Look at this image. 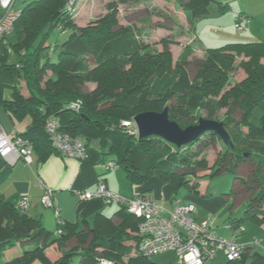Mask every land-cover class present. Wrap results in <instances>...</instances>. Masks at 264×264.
<instances>
[{
	"label": "trees",
	"instance_id": "trees-1",
	"mask_svg": "<svg viewBox=\"0 0 264 264\" xmlns=\"http://www.w3.org/2000/svg\"><path fill=\"white\" fill-rule=\"evenodd\" d=\"M139 0H115L106 4L107 13L94 25L76 27L72 14L66 10L68 0H27L20 10L12 32L0 45V110L12 122L27 120L23 133L15 136L27 140L39 162L59 153L51 145L45 124L54 119L59 130L79 137L86 150L97 140L100 153L110 156L122 169L133 186L142 185L151 177L170 184L178 183L194 192L197 187L186 178L192 177L203 160L192 146L208 136L207 132L194 142L177 148L158 137L138 139L129 135L123 121L135 115L168 109V116L180 127L197 123L204 112L205 119L221 122L229 134L232 146L222 142L223 157L229 156L235 170L245 161L254 163V172L261 180L264 165V42L228 43L218 48H206L201 59L193 60L196 73L191 79L187 58L190 46L183 48L175 62L167 44L161 52L150 50L139 31L124 30L117 25V6ZM189 23L204 17L215 0H176ZM221 11L225 6L219 4ZM52 32L65 35L63 42L47 43ZM56 54L51 61L50 54ZM13 57L14 61L9 59ZM241 69L244 78L229 86L230 74ZM93 83L91 92L85 84ZM79 103L78 109L70 104ZM226 109L222 118L219 110ZM238 113V119L232 114ZM242 128L248 130L244 134ZM248 153V157H245ZM0 157V168L4 165ZM229 167V170L231 168ZM221 171L213 169L210 176ZM189 174V175H188ZM264 203L260 190L249 200ZM246 216L264 225V210ZM242 220L245 217L241 218ZM117 221V223H114ZM139 219L120 209L112 218L96 214L89 233L76 232L65 224L64 234L54 237L38 219L29 217L0 197V264H70L77 249L82 264H96L100 258L126 264H155L138 253ZM76 237L77 246L63 251L50 260L46 252L52 245ZM133 239L135 246L126 243ZM16 244L24 249L17 255L1 260L2 254ZM134 249V250H133ZM244 253L242 254L243 257ZM228 264H243L242 258ZM251 264H264V255Z\"/></svg>",
	"mask_w": 264,
	"mask_h": 264
},
{
	"label": "crops",
	"instance_id": "crops-1",
	"mask_svg": "<svg viewBox=\"0 0 264 264\" xmlns=\"http://www.w3.org/2000/svg\"><path fill=\"white\" fill-rule=\"evenodd\" d=\"M166 3L169 10L174 11L176 15L185 19V24L180 26V31L183 33L182 39H187L188 41L190 37V42L186 43L183 48L190 46L194 55L195 53L197 54L196 49H199L201 54L197 59H201L204 49L220 44H228V42H264V0H215L217 13L214 14L216 16H214L213 26L209 25V22H202L201 17L195 19L194 24L191 25L178 1L168 0ZM219 4L225 6L223 11H221ZM227 13L228 15L225 16ZM238 14H245L251 18V22L244 27L243 31H237L234 28L235 18ZM211 27H217L218 30L216 33L213 32V40L205 41L201 34L206 36L205 31L211 29ZM139 32L143 35V39L147 38V32H144L143 29L139 30ZM206 39H208V36ZM204 44H207L208 47H205ZM173 47L170 49L172 52L173 50L175 51ZM180 53H177V57ZM243 78L244 73L241 79ZM0 125L4 132L10 136L13 132L23 133L27 126V120L26 122L22 121L20 124L12 122L11 118L1 110ZM109 162L114 164L110 156H103L100 153L98 143H90L85 156L80 160L65 158L60 153H54L44 162H39L34 155L31 165L24 164L22 160H17L13 164L4 162L5 164L0 168V197L4 201L13 204L16 208L20 199L28 198V208L24 212L29 217L38 219L42 226L52 233L54 237H58L55 234L57 229L56 217L52 209L45 208L40 203L43 190L45 188L52 190V199L64 222L63 227L65 224H70L76 227V232L87 234L92 227V221L96 214L100 213L107 218H112L120 209V205L105 203L100 198L83 200L77 196L79 192L93 191L100 181L106 185L110 192L123 199L145 195L165 210H168L169 206H173L174 202H178L179 205L194 204L196 208V212L193 215L194 220L197 222L206 221L211 230L218 237L224 239H233L237 243L248 245L249 242L256 240L255 237L253 240L251 239L250 233L253 229H255L256 235H264L263 224L258 225L254 220L250 219L251 224L258 228H251L250 226L246 228L241 223L244 221L241 218L248 216H246L247 205L254 196L253 194L248 199L247 187L242 185L238 179L239 177H244L240 173L243 163L238 164L236 167V178H234V182L237 184L236 195H233L232 190L229 194L223 192L218 195L216 191L209 192L208 185H203L202 180L191 176L186 179H189L190 185H196L197 189L194 192H190L188 187L181 185L180 181L182 179L178 180L179 182L176 184H170L157 177H151L144 184L133 186L125 177L124 172L116 165V168L106 167ZM257 189H259V186ZM231 196H236L238 201L232 203L230 201ZM234 204H243V208L239 210L238 214L235 212L237 208L234 207ZM220 219H223V221ZM114 223H117V221ZM227 226L230 227L228 228ZM135 233H133V236H136ZM248 233L249 235L243 236ZM136 238L138 239V236ZM261 241L260 247H262V244L264 246V239ZM126 244L135 246L133 239ZM76 246V237H71L61 244V248H58L55 244L52 245L47 250L46 255L50 260H55L63 251H68ZM24 247L16 244L14 248L18 249V252L8 253L5 260L19 254ZM263 249H259L257 245L247 248L242 257V263L251 264L252 261L259 260V257L264 255ZM79 253L80 251L77 249L76 254L71 258L70 264H82V256ZM222 256L225 259L223 253ZM217 257L208 262V264H228L227 260L222 262ZM33 264L39 263L34 262Z\"/></svg>",
	"mask_w": 264,
	"mask_h": 264
},
{
	"label": "built area",
	"instance_id": "built-area-1",
	"mask_svg": "<svg viewBox=\"0 0 264 264\" xmlns=\"http://www.w3.org/2000/svg\"><path fill=\"white\" fill-rule=\"evenodd\" d=\"M17 0H0V45L2 39L8 36L14 27L15 21L20 15V9L15 8ZM75 0H68L66 10L70 11ZM251 22V18L245 14H238L235 18L234 28L243 31ZM73 109L79 108L78 102L70 104ZM129 135L137 136L138 130L133 121H123ZM51 145L65 158L82 159L86 154V148L82 140L77 136L59 130L57 120H48L45 124ZM0 157L4 162L13 164L22 160L26 165L33 162L31 144L13 132L7 135L0 125ZM106 167L116 168L115 164L107 163ZM77 196L83 200L100 198L105 203H115L125 208L126 212L139 219L138 229V253L144 256H152L165 251H173L176 255L175 264H208L214 260L219 252H222L228 261L241 259L242 254L249 247L260 244L254 240L247 244L235 242L233 239L218 237L206 221L197 222L193 215L196 212L194 204L179 205L173 203V210L166 211L157 205L150 197L139 195L131 199H123L110 192L106 185L100 181L93 191L79 192ZM43 207L52 209L56 217L57 229L55 234H63V220L59 210L52 199V190L45 188L40 198ZM28 198L24 197L17 203V209L25 211L28 208ZM228 228L230 226H227ZM96 264H126L109 259L100 258Z\"/></svg>",
	"mask_w": 264,
	"mask_h": 264
},
{
	"label": "rangeland",
	"instance_id": "rangeland-1",
	"mask_svg": "<svg viewBox=\"0 0 264 264\" xmlns=\"http://www.w3.org/2000/svg\"><path fill=\"white\" fill-rule=\"evenodd\" d=\"M111 1H115V0H75L74 6L69 11V13L72 14L74 25L76 27H86L88 25H94L99 18H101L108 12L106 8V4ZM167 1L168 0H139L137 2L120 4L117 6L118 13L116 19H117L118 27L124 28V30L130 29L133 31H139L143 29L144 32H147L148 33L147 38L143 39V41L145 42V44L148 45V48L150 50H155V51L157 50L158 52H161L163 48V44H167L168 45L167 47L170 51V49L174 46L173 49L175 48V51L173 50V52L172 51L170 52H171L172 60L174 59L173 62H175L177 53L183 51V46L186 43L190 42L189 41L190 37L188 38V41L187 39L186 40L182 39L183 33L180 31V26L182 24H185V19L182 18L181 16L176 15L174 11L169 10L167 8L168 7V4L166 3ZM26 3L27 0L26 1L17 0L15 2V8L21 10L26 5ZM216 8H217L216 3L214 2L211 3L209 6V13H207L206 16L201 17V21L209 22V25L213 26L214 16H216L214 14L217 13ZM228 13L225 16H227ZM217 30H218L217 27L215 28L211 27V29H207L205 31L206 36L201 34V37H204L205 41L213 40L212 34L213 32L216 33ZM207 36L208 39H206ZM64 39H65V35H60L57 32L56 33L52 32L47 43L50 44H53L55 42L60 43L63 42ZM221 45L224 46L225 44L213 46L212 48L214 47L216 48ZM204 46L208 47L207 44H204ZM50 50L51 52L53 51V49ZM196 50H197V54L196 53L195 55L191 54L187 58L188 65L186 68L189 72V76L191 79L194 77L196 73V67L193 64V60L199 58L198 56H200L201 54L199 49ZM50 59L51 61H55L56 54L54 52L50 54ZM9 61L13 62L14 58L11 57ZM242 76H243L242 70L236 69L235 72L230 74L228 85L226 86V88L234 85L236 82L241 81ZM94 88L95 85L93 83H87L85 84L83 90L88 93L91 92ZM225 110L226 109L219 110L216 115V118L221 119L222 114L226 112ZM204 116L205 114L203 112L200 115V118H205ZM238 116H240V114L238 113L232 114V117L234 119H238ZM18 123L20 124L22 122H18ZM242 131L244 134L248 133V130L246 128H242ZM90 143L92 144L98 142L97 140H93ZM191 151L192 153L195 151L198 152V156L196 157V160H203L205 162L204 167L198 166L194 169L192 177L198 180H202L203 185L207 184L209 192L216 191V194L220 195L223 192L229 194V192H231L232 190L233 195H236L237 184L234 182V178H236V170L234 166H231L229 162L230 161L229 156L223 157L222 142H220L218 139L211 142L208 140V136H204L203 139H201L196 144H194V146H192ZM245 155H246L245 157H248V153H245ZM230 166L231 168L229 170ZM219 167L221 169L219 173H216L213 176L209 175L213 169L216 168L219 169ZM243 167H241L240 173L243 174L244 177L242 178L239 177L238 179L240 180L242 185H246L248 199L251 196H253V194L254 196L258 194L260 190L264 192V187L261 188L260 186L261 183H259L260 180L258 179L257 175L254 172V163L247 160L243 162ZM260 176L262 177L261 180L264 181V165L260 169ZM258 186L259 189H257ZM231 197L232 198L230 199V201H232V203H236L238 201V198L236 196H231ZM242 205L243 204L241 205L234 204V207L237 208L235 211L236 214H238L240 212L239 210L243 208ZM169 209L166 211H172L173 206L171 207L169 206ZM247 210H249L252 213L261 212L262 210H264V203H262V201L254 202L250 205V208ZM220 220L223 221V219ZM250 221L251 220L248 217H246L244 221L241 222L242 226L246 228L247 226H250L251 228H258L257 226L252 225ZM255 233L256 231L255 229H253V231L250 233L251 239L253 240L255 237L257 241H261V240L263 241L264 235L258 236ZM245 235H249V233L244 234L243 236ZM131 236H133V234H131ZM257 247L259 249L261 248L263 249L264 246L262 244V247H260V244H258ZM10 252H18V249L14 248L11 250L8 249L4 251L1 260L4 261L7 254ZM217 256H218L217 259L219 261L226 262V258L225 259L223 258L222 252H219ZM149 259L155 264H175L176 255L173 251H165L160 254L152 255L149 257Z\"/></svg>",
	"mask_w": 264,
	"mask_h": 264
},
{
	"label": "water",
	"instance_id": "water-1",
	"mask_svg": "<svg viewBox=\"0 0 264 264\" xmlns=\"http://www.w3.org/2000/svg\"><path fill=\"white\" fill-rule=\"evenodd\" d=\"M133 121L138 130V139L158 137L180 148L194 142L203 134L211 132L216 134L225 145L232 146L223 124L216 120L199 118L197 123L182 128L169 119L168 109L165 108L161 112L139 113L133 117Z\"/></svg>",
	"mask_w": 264,
	"mask_h": 264
},
{
	"label": "clouds",
	"instance_id": "clouds-1",
	"mask_svg": "<svg viewBox=\"0 0 264 264\" xmlns=\"http://www.w3.org/2000/svg\"><path fill=\"white\" fill-rule=\"evenodd\" d=\"M26 1V0H25Z\"/></svg>",
	"mask_w": 264,
	"mask_h": 264
}]
</instances>
